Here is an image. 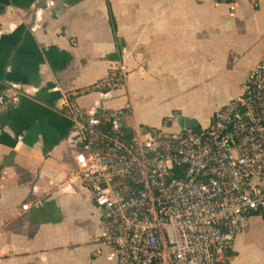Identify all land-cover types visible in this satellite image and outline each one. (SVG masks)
Instances as JSON below:
<instances>
[{"label":"crops","instance_id":"crops-1","mask_svg":"<svg viewBox=\"0 0 264 264\" xmlns=\"http://www.w3.org/2000/svg\"><path fill=\"white\" fill-rule=\"evenodd\" d=\"M0 23L17 25L0 38V94L24 89L0 114V264H118L112 246L94 255L105 229L90 191L59 190L78 152L64 98L124 64L122 88L77 97L85 111L130 104L132 128L178 131L180 117L207 127L264 61V0H0ZM229 256L264 264V217Z\"/></svg>","mask_w":264,"mask_h":264},{"label":"built area","instance_id":"built-area-1","mask_svg":"<svg viewBox=\"0 0 264 264\" xmlns=\"http://www.w3.org/2000/svg\"><path fill=\"white\" fill-rule=\"evenodd\" d=\"M16 27L0 23V38ZM126 78V66L113 64L104 80L66 95L61 106L78 152L59 190L88 189L102 212L105 231L94 255L112 246L118 264H231L236 238L253 216L264 217V61L241 95L196 130L132 128L130 104L90 112L78 104V96L107 94ZM23 94L20 85H6L0 114L17 108Z\"/></svg>","mask_w":264,"mask_h":264},{"label":"water","instance_id":"water-1","mask_svg":"<svg viewBox=\"0 0 264 264\" xmlns=\"http://www.w3.org/2000/svg\"><path fill=\"white\" fill-rule=\"evenodd\" d=\"M178 124L181 127V129H186V130H196L200 128V124L196 120L190 118L180 117L178 119ZM131 133H132L131 131L128 132V134Z\"/></svg>","mask_w":264,"mask_h":264}]
</instances>
